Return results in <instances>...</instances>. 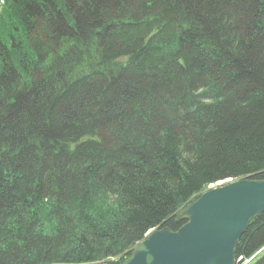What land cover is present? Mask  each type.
<instances>
[{
	"label": "trees",
	"instance_id": "obj_1",
	"mask_svg": "<svg viewBox=\"0 0 264 264\" xmlns=\"http://www.w3.org/2000/svg\"><path fill=\"white\" fill-rule=\"evenodd\" d=\"M239 178L264 179V0H0V264L130 256ZM263 247L264 212L236 257Z\"/></svg>",
	"mask_w": 264,
	"mask_h": 264
},
{
	"label": "water",
	"instance_id": "obj_2",
	"mask_svg": "<svg viewBox=\"0 0 264 264\" xmlns=\"http://www.w3.org/2000/svg\"><path fill=\"white\" fill-rule=\"evenodd\" d=\"M223 184L212 186L183 207L177 217L186 223L175 232L167 227L159 231L168 238L151 237L140 247L137 255L141 252L147 263H133L132 257L125 264H236L240 238L264 212V179Z\"/></svg>",
	"mask_w": 264,
	"mask_h": 264
},
{
	"label": "bare ground",
	"instance_id": "obj_3",
	"mask_svg": "<svg viewBox=\"0 0 264 264\" xmlns=\"http://www.w3.org/2000/svg\"><path fill=\"white\" fill-rule=\"evenodd\" d=\"M220 183H225V181H222V182H219V184ZM225 184H228V183H225ZM225 184H223V185H225ZM210 189V188H209ZM179 213V212H178ZM177 213V214H178ZM177 214H176V218L178 219V217H177ZM179 221H183L184 223H183V225L186 223V221L185 220H181V219H178ZM182 225V226H183ZM181 226V227H182ZM166 227H163V228H155V229H152V230H150L149 232H147V234H146V237L140 242V243H138L134 248H133V251H132V253H131V255H130V257H127L123 262H121V263H119V264H125L127 261H129L132 257H133V263H136V262H138L139 260H143V261H145L146 262V259L145 258H143L142 257V255H141V252H140V255H137V253L139 252V250H140V247L143 245H146V242H148L149 241V239L151 238V237H157L158 239H162V238H168V237H165V231L163 232H159V231H161V230H164ZM167 228H169V227H167ZM171 230V229H170ZM172 232H175V231H173V230H171ZM177 231V230H176ZM157 232H159V233H157ZM236 256H237V253H236ZM139 257V258H138ZM147 257H148V260L149 261H151L152 260V257H151V254L149 253V252H147ZM138 258V259H137ZM110 261V260H109ZM119 261V260H118ZM143 261H141V262H139V264H143ZM148 261V262H149ZM108 262V261H107ZM147 263V262H146ZM105 264H109V263H105ZM237 264V263H236Z\"/></svg>",
	"mask_w": 264,
	"mask_h": 264
},
{
	"label": "rangeland",
	"instance_id": "obj_4",
	"mask_svg": "<svg viewBox=\"0 0 264 264\" xmlns=\"http://www.w3.org/2000/svg\"><path fill=\"white\" fill-rule=\"evenodd\" d=\"M236 180H240V178L239 179H234V181H236ZM99 204L100 205H102L101 207L102 208H104L103 209V211L102 210H99V211H97L99 214H102V213H105V211H107L108 209H105L107 206L105 205L104 207H103V205L104 204H106V202H105V200H103V201H100L99 202ZM145 237H146V235H145ZM264 251V248L263 249H261L260 251H259V253L261 252V251ZM262 251V252H263ZM127 258V257H130V256H128V255H126V256H124V254L123 255H119V256H114V258H107L106 260H103V262H102V264L104 263H109V264H117V261L119 260V261H122L124 258ZM125 258V259H126ZM110 260V261H109ZM108 261V262H107ZM244 263V261H241V264H243Z\"/></svg>",
	"mask_w": 264,
	"mask_h": 264
}]
</instances>
